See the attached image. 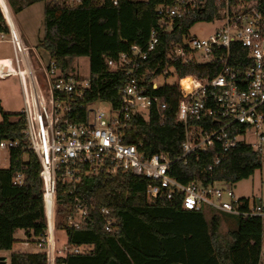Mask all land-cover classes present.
Listing matches in <instances>:
<instances>
[{
  "label": "trees",
  "instance_id": "obj_1",
  "mask_svg": "<svg viewBox=\"0 0 264 264\" xmlns=\"http://www.w3.org/2000/svg\"><path fill=\"white\" fill-rule=\"evenodd\" d=\"M193 1L198 8L185 19L174 21L171 31L162 37L156 50L146 60L134 63L133 75L139 85L145 86L151 97L168 105L164 125L156 113L149 121L138 113L131 118L125 144L137 146L146 156L163 153L175 159L181 154L184 141V130L175 123L180 96L178 87L173 84L153 89L150 81L162 76L165 69H174L179 80L188 76L208 77V73L217 72V69L207 70L203 66L174 61L173 50L183 37L188 36L198 23L214 22L220 8L217 0ZM7 2L10 10L16 13L25 7L45 3V31L39 48L49 54L65 75L76 74V60L88 59L90 90L84 101L86 107L95 103L119 107L127 74L124 69L110 68L108 62H117L123 55H130L133 47L145 51L152 31L161 27L156 10L163 0H121L117 6L84 0L76 7L60 0ZM8 33L7 17L0 0V34ZM231 56L232 65L238 67L245 63L247 54L234 45ZM213 77L209 75V78ZM86 114L87 109L80 111L79 121H83ZM1 115L0 142L18 143L17 148L10 150L8 168H0V251L12 252L16 233L24 231L37 239L47 229V215L42 199L41 165L36 155L25 149L22 115L4 112ZM24 156H27L25 162ZM262 167L261 153L250 146L240 145L227 153L217 147L199 157H191L187 165L174 163L171 175L183 184L203 181L233 186L251 178ZM20 172L25 175L23 184H14V178ZM147 185L144 178L131 173L115 176L100 173L84 178L71 194L72 187L59 181L60 222L66 214L72 213L76 197H80L88 208L85 224L80 230L60 224L66 232L67 242L71 246L89 247L91 251L59 258L57 264H260L262 217L238 218L236 228L222 240L221 215L225 214L212 213L207 219L204 213L184 211L177 201L150 206L146 199ZM102 210H107L116 222L112 233L105 231ZM47 262L45 251L12 253L10 257V264Z\"/></svg>",
  "mask_w": 264,
  "mask_h": 264
},
{
  "label": "built area",
  "instance_id": "obj_2",
  "mask_svg": "<svg viewBox=\"0 0 264 264\" xmlns=\"http://www.w3.org/2000/svg\"><path fill=\"white\" fill-rule=\"evenodd\" d=\"M60 1L76 7L84 0ZM96 1L100 5L109 2L117 6L121 0ZM217 1L220 8L215 21L222 26L215 34L209 39L185 36L173 50L174 61L203 66L207 70L217 69L215 74L208 73V77L178 79L176 86L180 96L175 123L183 128L184 141L181 154L175 159L163 153L146 156L137 146L125 144L134 113L143 115L146 121L156 113L161 125L167 120L168 105L151 97L146 93L147 88L139 85L133 75L134 63L146 60L159 46L162 37L171 31L173 22L185 19L198 8L196 2L163 0L156 10L161 27L152 31L145 51L133 47L130 55H123L117 62H108L110 68L124 69L127 74L117 109L109 104L108 109L95 107L103 103L86 107L84 101L90 90L89 78L65 75L52 59L45 64L36 51L25 44L10 13V20L7 19L9 33L0 34V39L12 45L17 70L11 67L9 60H2L0 78L17 76L22 86L25 149L34 153L41 165L42 199L47 215V229L36 239V245L47 253V264H57L59 258L91 251L89 247L71 246L68 242L61 248L58 246L60 224L80 230L88 215L84 201L76 197L72 213L66 214L60 222L59 181L70 185L72 194L86 177L100 173L112 176L131 173L148 182L146 199L150 206L177 201L187 212H211L241 219L264 216L262 202L258 203L255 198L241 200L232 185L203 181L183 184L171 175L174 163L187 165L191 157H199L217 147L227 153L240 145H247L261 153L264 143V2ZM234 45L247 54L245 63L238 67L232 65ZM197 54L201 56L197 58ZM168 71L165 69L162 76H169ZM209 75L214 77L209 78ZM185 79H191L190 89L182 85ZM150 83H153V89L159 87L154 81ZM84 109L87 114L83 121H79V113ZM249 134L253 135L256 145L246 143ZM17 147L15 141L0 142V151ZM24 179V173L20 172L15 176L14 184L22 185ZM102 215L106 221L105 231L112 233L116 222L109 217L107 210H102Z\"/></svg>",
  "mask_w": 264,
  "mask_h": 264
},
{
  "label": "rangeland",
  "instance_id": "obj_3",
  "mask_svg": "<svg viewBox=\"0 0 264 264\" xmlns=\"http://www.w3.org/2000/svg\"><path fill=\"white\" fill-rule=\"evenodd\" d=\"M18 3L22 2V0H16ZM7 2V0H6ZM5 2V3H6ZM7 9L10 11L8 2L6 3ZM3 11L7 14L5 6L2 3ZM45 3H37L28 7H25L23 10L16 12L11 11L12 19L14 21L15 26L17 27L23 41L25 44L33 50L42 58L45 64L48 63L50 56L49 54L44 51L43 49L39 48V45L44 37L45 31ZM222 26V24L218 21H214L212 23H198L192 27L189 31L190 38H198V39H209L211 36L215 34V32ZM8 39V38H6ZM35 52L32 53V55ZM201 54H197L196 57L199 58ZM34 57V56H33ZM37 58V57H36ZM34 58V62L37 64V60ZM15 55L12 45L0 39V60H9L12 64L11 67L14 70H17L15 62ZM75 75L80 76L81 78H89L90 76V66L88 59L82 58L78 59L74 63ZM169 76H159L154 80L159 86H163L165 84H178V78L175 74L174 69H169L168 71ZM40 78L43 76L40 75ZM101 106L104 109H108V104L104 103L101 105H95V107ZM24 109V102H23V94H22V86L20 80L17 76H13L8 79L0 78V122H2V115L1 112L10 114V115H17L20 114L21 111ZM253 135L249 134L246 137V143L248 145H256L255 140H253ZM261 155H262V169L256 171L254 175L247 179L243 180L236 185H233V191L238 198H246V199H256L258 203L264 204V143L261 148ZM9 157H10V150H3L0 151V168H8L9 166ZM24 162L27 161V156L23 158ZM212 214L208 212L206 214V218L209 219V215ZM222 216L223 220H229L233 223L234 228L237 226V217L233 216ZM223 229V228H222ZM220 231V237L222 240L227 239L226 229ZM262 255H261V262L260 264H264V216L262 217ZM17 235L15 238L17 240H21L25 232L19 231L16 233ZM58 239H59V248L65 246L67 243V235L65 230L60 228L58 230ZM26 237V236H25ZM33 242H36V238L32 237ZM19 245V242L17 243ZM30 251H43L38 249L37 245L34 243H30L28 246ZM7 257V256H5ZM6 259V258H5Z\"/></svg>",
  "mask_w": 264,
  "mask_h": 264
},
{
  "label": "crops",
  "instance_id": "obj_4",
  "mask_svg": "<svg viewBox=\"0 0 264 264\" xmlns=\"http://www.w3.org/2000/svg\"><path fill=\"white\" fill-rule=\"evenodd\" d=\"M0 61H2V60H0ZM7 69H9V68H7ZM3 169H7V168H3ZM224 216H226V215H224ZM229 220L226 219V220L222 221L221 227H220V231H221L222 228L223 229L225 228L226 231H228V232L235 229L234 226H233V223H231V221H229ZM67 241H68V239H67ZM18 242H19V245H17ZM31 242L36 245V242H33V240H32L31 234L27 235V233L25 232V235H24V237L21 240H17L16 239V243L14 245L13 251L12 252H2V251H0V257L6 258V264H10V257L12 255V253H39V252H41V251H38V250L30 251L28 249V246H29V244ZM5 256H7V257H5Z\"/></svg>",
  "mask_w": 264,
  "mask_h": 264
},
{
  "label": "bare ground",
  "instance_id": "obj_5",
  "mask_svg": "<svg viewBox=\"0 0 264 264\" xmlns=\"http://www.w3.org/2000/svg\"><path fill=\"white\" fill-rule=\"evenodd\" d=\"M1 2L3 3V5L5 6V9H6V12H7V14L5 13V15H6V17H7V19H9L10 20V18H9V15H10V13H11V11H9L7 8V5H6V0H1ZM6 2V3H5ZM2 9H3V7H2ZM12 15V14H11ZM7 72L8 73H10L11 71H10V69H7ZM182 85L185 87V88H187V89H190V86H191V79H185L184 81H182Z\"/></svg>",
  "mask_w": 264,
  "mask_h": 264
},
{
  "label": "water",
  "instance_id": "obj_6",
  "mask_svg": "<svg viewBox=\"0 0 264 264\" xmlns=\"http://www.w3.org/2000/svg\"><path fill=\"white\" fill-rule=\"evenodd\" d=\"M0 264H6V259L4 257H0Z\"/></svg>",
  "mask_w": 264,
  "mask_h": 264
}]
</instances>
